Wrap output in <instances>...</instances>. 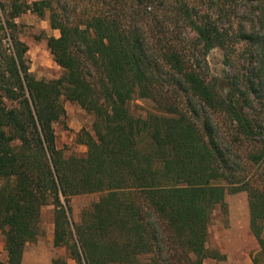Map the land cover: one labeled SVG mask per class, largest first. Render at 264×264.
Listing matches in <instances>:
<instances>
[{"label": "trees", "instance_id": "1", "mask_svg": "<svg viewBox=\"0 0 264 264\" xmlns=\"http://www.w3.org/2000/svg\"><path fill=\"white\" fill-rule=\"evenodd\" d=\"M9 7L0 17L8 264H21L25 244L42 233L48 204L53 246L75 264H208L212 210L226 211L225 195L241 190L264 250V0H9ZM27 10L48 11L58 30L47 39L63 69L57 78L29 70L14 21ZM179 26L193 37L180 36ZM187 48L222 52L233 68L223 87L187 63ZM136 98L155 109L134 114ZM63 99L93 115L91 130L78 134L84 156H64L56 145ZM97 192L74 222L70 197ZM49 264L69 263L57 256Z\"/></svg>", "mask_w": 264, "mask_h": 264}, {"label": "rangeland", "instance_id": "2", "mask_svg": "<svg viewBox=\"0 0 264 264\" xmlns=\"http://www.w3.org/2000/svg\"><path fill=\"white\" fill-rule=\"evenodd\" d=\"M26 1L32 2L34 0ZM9 8V0H0L1 18H5ZM200 8L206 10L207 4L204 3ZM242 15L248 16L245 11L242 12ZM14 21L17 24L16 35L18 39L27 46L26 57L30 72L36 78L47 80L61 76L63 69L53 60L47 47V39L50 36H58V30L50 27L49 12L45 11L43 15H38L27 10L15 17ZM178 32L181 33L180 36L184 35L189 38L194 35L192 32H188L187 28L180 27ZM186 54L187 63L196 64L203 76L209 82L216 83L220 88L223 87L233 72L232 67L223 63V55L218 48L209 50L203 56L201 54L196 55L197 53L194 55V51L187 48ZM62 103L65 113L53 124L56 145L61 149L64 156L73 154L84 156L87 147L78 141V134L82 129L91 130L93 115L75 102L63 99ZM129 105L131 111L136 115L146 114L155 109L152 102L139 98L131 100ZM222 120V118L218 119L220 129L222 132H226L228 127L222 123ZM251 172H255L254 169H251ZM260 172L257 171V174ZM100 195L97 192L71 196L69 204L72 220L78 222L82 211L91 202L97 200ZM225 201L226 211L220 205H216L211 213L206 242L210 256L206 258V262L208 264H264V250L260 248L249 227L246 191L228 192L225 195ZM40 227L42 233L25 244L21 264H49L51 259L57 256L67 259L69 264H75L73 260L67 258L64 247L53 246L52 204L43 207ZM0 264H8L2 230H0Z\"/></svg>", "mask_w": 264, "mask_h": 264}]
</instances>
